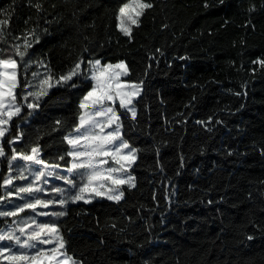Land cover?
Listing matches in <instances>:
<instances>
[{
    "label": "trees",
    "instance_id": "trees-1",
    "mask_svg": "<svg viewBox=\"0 0 264 264\" xmlns=\"http://www.w3.org/2000/svg\"><path fill=\"white\" fill-rule=\"evenodd\" d=\"M38 2L43 11L37 20L29 0H0V19H10L9 43H22L37 23L47 29L29 50L31 60L45 61L57 78L81 58L84 67L94 59L124 61L130 69L124 80H144V129L129 113L123 128L139 149L131 169L136 187H125L119 203L67 204V215L56 223L68 254L80 264H264V68L253 63L264 60V0H149L153 7L133 26L131 41L116 19L128 0ZM159 59L171 62L170 69L149 74L151 61ZM33 71L35 64L27 79ZM76 82L75 89L51 88L27 123L14 118L3 141L9 156L7 140L19 123L24 135L17 148L29 151L38 143L46 161L67 166L70 158L57 159L69 147L63 137L78 123V105L91 88L88 80ZM7 174V161L0 160V183ZM54 187L68 186L53 179L42 196L58 198ZM11 221L0 218V227Z\"/></svg>",
    "mask_w": 264,
    "mask_h": 264
},
{
    "label": "snow or ice",
    "instance_id": "snow-or-ice-1",
    "mask_svg": "<svg viewBox=\"0 0 264 264\" xmlns=\"http://www.w3.org/2000/svg\"><path fill=\"white\" fill-rule=\"evenodd\" d=\"M29 3L36 9L38 20L39 13L43 11L42 5L38 0L35 4L31 0ZM208 6L205 3V7ZM152 7L149 0H128L119 8L116 16L118 31L131 41L133 26L139 27L141 17ZM8 13L10 17V9ZM3 15L5 13L0 12V16ZM9 24V18L0 19V43L8 44V49H0V160H6L8 165V174L0 183V189L5 193L0 196V203L5 196H15L22 203L14 204L8 200L13 206L11 209L0 208V218L18 217L26 209L31 210V214L12 220L11 223L6 222V227H0V264H80L68 254L67 241L56 220L67 215L66 206L69 203L82 201L89 204L96 198L119 203L125 196L124 186L128 189L136 187L131 169L137 162L139 149L124 138L123 128L126 113L131 114L133 121L137 120L136 103L142 95L144 80H124V77L130 75V69L124 61L112 64L94 59L87 61V67H84L83 58L57 78L45 61H33L30 58L29 50L35 43H39L41 31L46 32L47 29L41 30L37 23L30 31L26 30L22 43H9L5 39L12 35L8 29ZM20 39L18 36L13 37L14 41ZM8 50L11 51L7 56L2 55ZM253 63L264 68V60L258 59ZM34 64L37 71L31 72V79H27ZM40 67L45 68L43 73L39 71ZM21 77H24L23 81ZM78 80L90 81L91 88L78 105V123L63 137L69 147L57 159L70 158L67 166L46 161L42 155L43 147L38 143L29 146V151L17 148L15 145L24 135L19 123L15 125L17 135L7 140L8 148L11 149L9 156L3 141L6 135L11 136L14 118L27 123V118L41 106L42 98L48 95L51 88L75 89L79 87L76 82ZM117 103L119 107H116ZM25 108L28 109L26 115ZM211 120L210 117L207 123H211ZM216 123L221 121L217 120ZM56 124L61 125L62 122L57 121ZM206 130L212 129L206 127ZM61 172L66 175H61ZM53 177L68 187L51 188V192L56 193L58 198L45 199L41 194H48L46 186L49 178ZM16 180L27 183L16 185ZM171 195L166 196V199L170 200ZM53 205H58L60 210H38L49 209ZM42 216L52 219L39 221L37 217ZM247 238L253 239L251 236Z\"/></svg>",
    "mask_w": 264,
    "mask_h": 264
},
{
    "label": "rangeland",
    "instance_id": "rangeland-1",
    "mask_svg": "<svg viewBox=\"0 0 264 264\" xmlns=\"http://www.w3.org/2000/svg\"><path fill=\"white\" fill-rule=\"evenodd\" d=\"M150 65H151V67H149V70H148L149 74L163 76L170 69L171 62H167L165 59L152 60ZM123 79H125V77ZM142 94H143V85H142ZM117 105H118V103H117ZM142 105H143V97L141 95L140 97L137 98L136 109H137L138 116H137V120L134 121V123L136 124V126L140 130H143L144 129V125H145L144 119H143V115H142ZM129 115H130V117L132 119V116H131L130 113H129ZM64 174H66V173H64ZM53 179H55V178L54 177L53 178H49V182L51 180H53ZM25 183H27V181H24L23 183H21V185H23ZM125 187H127V186H124V188ZM41 195H44V194H41ZM11 197L16 198L15 196H11ZM99 199H104V198H96L94 200H99ZM8 200H10V197L5 196L4 201L2 203H0V205H12V204L8 203ZM77 203H83V202L80 201V202H77ZM30 214H31V210L26 209L25 212L20 213L18 217H11V218H12V220H15V219H18L20 217H26V216H28ZM37 219H38V217H37ZM9 223H11V222H9ZM42 247H50V246H42Z\"/></svg>",
    "mask_w": 264,
    "mask_h": 264
}]
</instances>
